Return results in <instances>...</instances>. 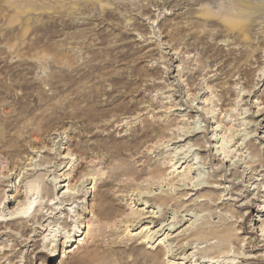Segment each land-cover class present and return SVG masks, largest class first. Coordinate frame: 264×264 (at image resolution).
<instances>
[{"label":"rangeland","instance_id":"1","mask_svg":"<svg viewBox=\"0 0 264 264\" xmlns=\"http://www.w3.org/2000/svg\"><path fill=\"white\" fill-rule=\"evenodd\" d=\"M40 1L54 10L32 25L38 34L56 25L52 39L68 41L73 67L84 71L89 61L98 62L91 50L123 58L105 75L81 79L80 89L100 80L109 90V75L118 72L123 79L112 96L124 93L127 81L132 90L110 105L118 104L106 122H89L71 117L70 106L35 107L36 92L0 73V85H12L0 94V264H264V212L258 211L264 208V11L251 16L244 40L217 17L211 23L197 13L221 12L229 0H110L109 19L89 0H78L71 17L65 10L73 2ZM99 34H106L110 52ZM1 44L8 64L24 61ZM39 71L25 74L26 80L53 94L54 88L47 90L50 69ZM17 99L28 101L30 110L22 111ZM71 99L67 89L51 102ZM48 117L55 119L46 123ZM193 127L205 132L174 142ZM146 129H154L152 138H144ZM105 141L142 146L135 158L130 151L109 152ZM120 164L138 174H113ZM166 194L178 202L185 197L183 205L164 207L155 199ZM28 197L35 199L28 215L38 204L41 217L22 232L26 219L10 214ZM201 226L223 228L227 241L190 234ZM70 234L76 242L74 236L62 246Z\"/></svg>","mask_w":264,"mask_h":264},{"label":"bare ground","instance_id":"2","mask_svg":"<svg viewBox=\"0 0 264 264\" xmlns=\"http://www.w3.org/2000/svg\"><path fill=\"white\" fill-rule=\"evenodd\" d=\"M39 1L38 0H0V22L2 21V25H4V27L0 29V43L2 42L3 44L4 42V46L9 49L11 54H14V56L19 58L20 60H24L22 61L23 63L19 62L17 66L16 65L12 66L11 64H8L6 60L7 53L5 49L0 47V73L9 75V77L12 78V80L16 78L18 80L17 84L24 89H29V92H31L30 89L33 90L32 92H36L35 107L44 106V105L45 106L52 105L64 111L65 110L64 108L70 106L72 109V112L69 115L71 117L84 116L86 120H89V122H99V121L106 122L109 116L112 115V112L116 110L118 106V104H114L112 106L110 105L124 98L126 94V90L127 91L132 90V87H131L132 82H128V81L125 82L124 87L126 90L124 91V93L118 94L116 97L112 96V92L114 91L115 86L119 84L121 80L123 79V75L121 73L116 72V73H112L109 75V80L112 85L111 89L109 90L105 88L103 89L102 84H100L101 83L100 80L96 82L99 85L91 84L90 86H88L87 89H80L78 84L81 79L85 81H89L92 78L99 76L101 74L105 75L107 72L106 69L108 67H110L114 63H119L121 60H123V58H118L117 56H114L113 58L109 59V58L103 57V55L100 52L91 50V58L93 60H98V62L96 61L97 63L95 62L94 64H92L89 61L87 64H85L84 71H81V69H77V67H73L75 63V57H73V55L71 54V50H70L71 46L69 48L67 47L68 41L63 42V39H62V42H58L52 39L53 36L56 35L58 31L55 29L56 25L51 24L48 28H46L44 32L40 34H38L39 27L38 28L34 27L36 26L35 23H37L39 20L38 15H40L43 12L52 13L51 11L54 10V7L48 6L44 3H41L42 1L40 2ZM69 1L73 3L68 9L69 11L67 9L65 10V15H67V17H69V15L71 17V14H73L74 11L80 9V7H78L79 3H77L78 0H69ZM83 2L88 3L87 0H84ZM89 2L92 5L97 4L99 6L100 12L102 11L105 14V15L102 14L103 17L105 16L107 17V19L113 17L112 12H110L109 10L108 11L105 10L107 8V5L110 4V0H89ZM80 3H82V0ZM105 5H106V8H105ZM262 11H264V0H229L228 3L225 4L224 9L221 12L216 13L217 11L213 12L209 8V9H201L197 13L198 15L205 18L206 20L209 19L211 23H215L214 18L217 17L220 23L223 24L226 31L238 32L241 39L247 40L250 38V32H251V26H252V21H249V19L251 18L253 14L261 13ZM54 12L60 15H64V13H62L59 10L54 11ZM32 24H35V25L33 26ZM72 25H74L72 22H69V23L63 22V27L65 28L67 27L71 28ZM78 34L81 37L83 36L86 37L87 32L81 30ZM99 36H100L99 43L102 46H104L103 51L106 53L110 52L112 47L108 44L106 34L104 35L99 34ZM71 37H73V39L76 38L75 36H71ZM10 52H9V55H10ZM62 65L64 66L66 65V68H63ZM53 66L59 67V69L56 71H53L52 70ZM45 68L50 69L48 75H46V78H48L47 79L48 85L50 86L47 90L51 91V88H54V91L52 92L53 94L51 95H48L45 93L44 89L41 88L42 86L40 85L39 81L28 82L25 77V74H31L32 76V74L34 73L37 74L36 76H38V73H40L39 70H42ZM245 73L246 71H244V74ZM35 74H34V77H35ZM39 79L41 80L40 77ZM43 79L44 78L42 77V83L46 81L45 79L44 80ZM10 86H12L11 83L7 85H0V88L2 89L0 90V94L2 92L7 94L8 91L10 90L9 88ZM67 89H69V94L72 96L71 101L69 100L65 104H62V102L60 101L51 102L55 98V95L57 92L59 94ZM103 96H106L105 101H104V103L106 102L105 104H103V101L102 102L100 101L102 99L101 97ZM25 100L17 99L15 103H17L18 106H20L22 111H29L30 107L27 103L28 101H25ZM33 106L34 105H32V109H34ZM107 106H110V107H107ZM126 107H124V110L126 112H129L130 107H127V108ZM62 113L64 114L65 112H62ZM54 119L55 118L48 117L45 120H46V123H49L50 121ZM149 130L146 129V131H144L143 133L144 138H148V137L152 138V133L154 132V129H151L150 131ZM201 132H205V131L199 128L196 129L193 127L191 135H186L185 138H179L177 141H174V142L178 143L179 141H185L190 136H194L195 134L201 133ZM145 141H147V139ZM141 146H142L141 143L138 141H134L133 145H130V144L123 145V144L114 142L112 143L111 146H107L106 141L103 144V148L105 149L106 147L109 152H114L117 155H121V154H124V152L126 151H130L132 155L136 156L135 158H137V153L139 152V149L141 148ZM132 148H134L133 151H132ZM143 156H146V155L143 154ZM182 158H185V161H187L189 157L186 155ZM122 164L118 165V167L115 168L112 173L118 174L119 172L123 171V174L127 176L128 175L135 176V174L136 175L138 174L133 169L126 170L124 168L125 164L124 165ZM256 166H257L256 164L251 165L252 170L256 169ZM159 171H160V168H157L154 171L152 170L150 172V175L151 174L153 175L155 173L157 174V172ZM199 184L200 183H198L197 185ZM198 189L199 187L196 188V190ZM155 199L160 200L161 202L160 204L163 205L164 207H167L168 205H170L171 202H173L175 206L181 207L183 205V200H185V197L181 198L179 202L177 200L176 202L175 198L171 196L170 194L159 195V196H156ZM34 203H35V199L31 200L28 197L26 202H23L19 205V208L17 211H14L13 213L10 214L12 216L17 215L14 218H20L21 220L26 219V222H22L19 225V228L21 229L22 232L29 229V226L32 225V223L28 224L27 222H31L33 220L36 221V219L38 221V219L41 217V214L36 213L37 206H39L38 204H35L31 213L28 215L29 209L34 205ZM39 207H41V205ZM258 211L264 212V208H259ZM5 220H10V219L8 218ZM0 221H3V220L0 219ZM262 228L263 227H261V229ZM263 232L264 231L261 230V234H263ZM82 234L83 232L77 236H81ZM190 234H198L199 236H203L206 234H213V235L216 234L223 242L227 241V237L224 236V234H227V233H225V230L223 228L219 229V228H214L211 226L209 227L201 226L194 230H191ZM74 236H75L74 234L68 235L65 241L62 243V246H67V244L71 242V238ZM77 236H75L72 241L76 242ZM142 240H143L142 242H145V237ZM15 241L17 242V239H15ZM56 247L57 245H54L55 249ZM213 250H214V247H210L208 249V252L212 254L217 253L216 250L214 251ZM37 252L46 253L52 257L55 256L54 254H52V252H48L47 249H39ZM250 258H253V257H250ZM26 262L27 264L32 263V261L28 259H26Z\"/></svg>","mask_w":264,"mask_h":264}]
</instances>
